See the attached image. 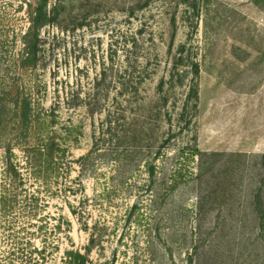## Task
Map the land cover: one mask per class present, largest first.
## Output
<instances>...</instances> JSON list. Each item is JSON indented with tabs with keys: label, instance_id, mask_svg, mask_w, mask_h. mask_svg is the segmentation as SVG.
Wrapping results in <instances>:
<instances>
[{
	"label": "rangeland",
	"instance_id": "1",
	"mask_svg": "<svg viewBox=\"0 0 264 264\" xmlns=\"http://www.w3.org/2000/svg\"><path fill=\"white\" fill-rule=\"evenodd\" d=\"M28 1L0 0V264L33 247L45 264H264V0H67L24 68ZM25 94L58 165L23 149Z\"/></svg>",
	"mask_w": 264,
	"mask_h": 264
},
{
	"label": "trees",
	"instance_id": "2",
	"mask_svg": "<svg viewBox=\"0 0 264 264\" xmlns=\"http://www.w3.org/2000/svg\"><path fill=\"white\" fill-rule=\"evenodd\" d=\"M67 4H68L67 0H29L26 3L27 9H28L30 27L22 38L23 46H24V50H23L24 68L26 66L32 67L33 65H35L36 61L38 60L40 48L42 47L41 43H43L40 32H39L41 25L47 24L46 23L47 19L50 20V23L51 22L56 23L58 18H60L61 16H64V14L67 12ZM50 6L52 8L48 14L47 9ZM139 34H142V32H140ZM124 70L126 71V73H128L129 68L126 67ZM124 70H123V74H124ZM126 73L122 77V82H124L123 80L125 79V75H127ZM128 92L125 91V93H128ZM22 99H23L22 101L23 108L21 111L20 119L23 122V127H21L20 129H21V135L23 137V143H25L23 149L28 154L34 151H37L38 153H42V152L46 153L47 151L50 158L52 159V163L54 162L55 165H58L57 162H59L60 159L62 158L61 157L62 154H61V151L54 149L53 142H49L51 143L50 145L48 144L44 145V143H42V145L38 146V148L36 149L35 147L32 146L34 144L31 142V139L36 134V129L34 128V123L36 121L33 120V116H32L34 111L32 110L31 98L29 97L28 99L26 95ZM129 113L130 111L128 112V114ZM109 114L112 115L111 119L114 120L112 123L110 122L112 125L124 121V123H126L127 126H130L131 124L130 116L129 117L125 116L127 114L126 111L122 112L123 114L122 116H118L119 113L117 114L115 113L114 115L113 111H109ZM126 136L128 137V139L131 140V131H127ZM112 140L115 142L114 139ZM32 166L33 165H31V168H33ZM256 198L257 200L261 201L260 196ZM254 209L257 215V219H258L257 230H259L261 237H263L264 236V219L261 216L264 217V208H263L262 202H261V206L257 205V207L255 206ZM97 238L98 236L96 235L92 236V239H91L92 247L95 245ZM263 245H264V242H263ZM41 256L42 254L38 250H36L35 247H33L32 252L26 253L25 258H24L25 260L24 263L25 264H45L44 261L42 262L37 258ZM66 262L67 264H87V257L79 251H70V252H67Z\"/></svg>",
	"mask_w": 264,
	"mask_h": 264
}]
</instances>
